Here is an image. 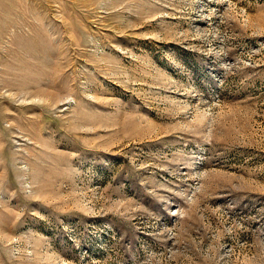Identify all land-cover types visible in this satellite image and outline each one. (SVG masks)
I'll return each instance as SVG.
<instances>
[{
    "label": "rangeland",
    "instance_id": "1",
    "mask_svg": "<svg viewBox=\"0 0 264 264\" xmlns=\"http://www.w3.org/2000/svg\"><path fill=\"white\" fill-rule=\"evenodd\" d=\"M0 264H264V0H0Z\"/></svg>",
    "mask_w": 264,
    "mask_h": 264
}]
</instances>
